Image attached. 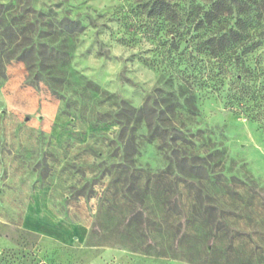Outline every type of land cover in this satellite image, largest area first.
I'll return each mask as SVG.
<instances>
[{
	"label": "rangeland",
	"instance_id": "rangeland-1",
	"mask_svg": "<svg viewBox=\"0 0 264 264\" xmlns=\"http://www.w3.org/2000/svg\"><path fill=\"white\" fill-rule=\"evenodd\" d=\"M148 1L27 0L47 31L51 23L77 39L56 54L68 72L63 88L47 93L57 102L51 126H37L42 111L28 94L0 97V264H264V113L251 112L264 109V40L249 55L243 89L228 82L200 101L214 138L201 196L216 206L215 227L183 226L169 237L157 228L140 240L157 256L136 249L128 214L110 210L106 233L95 226L122 158L124 107L140 106L155 87L168 47L160 36L170 28L147 16ZM171 1L185 10L206 0ZM141 153L139 164H165L153 145Z\"/></svg>",
	"mask_w": 264,
	"mask_h": 264
},
{
	"label": "trees",
	"instance_id": "trees-1",
	"mask_svg": "<svg viewBox=\"0 0 264 264\" xmlns=\"http://www.w3.org/2000/svg\"><path fill=\"white\" fill-rule=\"evenodd\" d=\"M203 2L185 10L171 0L147 2V16L170 28L160 36L168 47H162L155 87L140 106L124 107L122 158L111 167L116 180L99 196L95 226L106 233L110 210L132 216L136 249L144 254L164 255L152 251V243L140 241L157 228L169 237L176 230L181 233L183 226L215 227L220 218L216 206L201 196L204 180L211 177L214 138L200 101L208 89H222L228 82L243 89L254 70L249 55L264 40V0ZM49 26L48 30L56 27ZM62 29L70 35L75 32ZM4 45L0 37V49ZM32 66V80L38 81L36 71L43 72ZM251 112L259 115L264 109ZM147 145L162 154L164 165L152 168L138 163ZM120 179L130 185L126 192L115 185Z\"/></svg>",
	"mask_w": 264,
	"mask_h": 264
},
{
	"label": "crops",
	"instance_id": "crops-1",
	"mask_svg": "<svg viewBox=\"0 0 264 264\" xmlns=\"http://www.w3.org/2000/svg\"><path fill=\"white\" fill-rule=\"evenodd\" d=\"M0 37L5 42L0 49V97L14 94L25 99L28 94L29 107L42 111L37 126H51L57 102L47 93L62 89L68 72L65 58L55 54H66L67 39L77 36L58 26L47 32L27 0H0ZM40 60L42 64H38ZM34 64L45 78L32 80Z\"/></svg>",
	"mask_w": 264,
	"mask_h": 264
}]
</instances>
